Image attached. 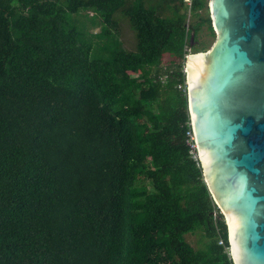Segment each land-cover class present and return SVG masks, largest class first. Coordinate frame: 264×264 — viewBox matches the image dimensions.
Listing matches in <instances>:
<instances>
[{"label": "trees", "instance_id": "trees-1", "mask_svg": "<svg viewBox=\"0 0 264 264\" xmlns=\"http://www.w3.org/2000/svg\"><path fill=\"white\" fill-rule=\"evenodd\" d=\"M147 1L0 0V264H233L178 90L207 0Z\"/></svg>", "mask_w": 264, "mask_h": 264}, {"label": "water", "instance_id": "water-1", "mask_svg": "<svg viewBox=\"0 0 264 264\" xmlns=\"http://www.w3.org/2000/svg\"><path fill=\"white\" fill-rule=\"evenodd\" d=\"M208 9L214 41L185 61L197 161L233 264H264V0Z\"/></svg>", "mask_w": 264, "mask_h": 264}, {"label": "rangeland", "instance_id": "rangeland-1", "mask_svg": "<svg viewBox=\"0 0 264 264\" xmlns=\"http://www.w3.org/2000/svg\"><path fill=\"white\" fill-rule=\"evenodd\" d=\"M192 0H183V2L189 6L191 4ZM150 2V1H147ZM160 2V0H152V2H150L151 4H156ZM208 2L209 0H207V5H206V9L200 10L199 11V15L200 16H209V9H208ZM147 3V4H150ZM184 13H187L185 9H183ZM168 15H170L168 13ZM114 17L116 19H118V23H119V36L120 39L122 41L123 44V48L126 50H133L135 48V43H136V39H135V32L134 30L131 28V26L129 25V22L127 20V18L121 16L118 13L114 14ZM196 20V17L187 14V24H191ZM85 23L87 24V28L90 31H97V28H93L90 24V22L85 21ZM215 36H212L209 32V30L207 29V26H202L199 30V34L197 37V42L199 43V45L201 44H205L207 48L210 47V45L213 43ZM206 48V49H207ZM177 62L178 60H175L174 57L164 54L163 58H162V67L163 65H166V67H168V65H170L172 62ZM183 63V61L181 62V64ZM141 184H144V182H142ZM146 184V182H145ZM186 241L194 248L195 251L201 250V248L203 247V243H204V239H203V234L201 232H197L195 234H189L185 237Z\"/></svg>", "mask_w": 264, "mask_h": 264}, {"label": "built area", "instance_id": "built-area-1", "mask_svg": "<svg viewBox=\"0 0 264 264\" xmlns=\"http://www.w3.org/2000/svg\"><path fill=\"white\" fill-rule=\"evenodd\" d=\"M190 6V5H189ZM189 53V50H186L185 54H184V60H183V63H182V67H181V72L184 74V77H185V61H186V54ZM178 90H180L182 93H186V85L185 86H179L178 87ZM189 126H190V129L189 131L186 132V136H187V139H186V144L189 146V153L190 155L192 156V158L194 160H197V154H196V149H195V143H194V137H193V132H192V128H191V122H190V119H189ZM218 210V209H217ZM219 211V210H218ZM220 213V212H219ZM216 214L217 212H214L213 214V217L215 218L216 217ZM218 243L220 245L223 244L222 240H219ZM226 253L229 254V248L226 247Z\"/></svg>", "mask_w": 264, "mask_h": 264}, {"label": "bare ground", "instance_id": "bare-ground-1", "mask_svg": "<svg viewBox=\"0 0 264 264\" xmlns=\"http://www.w3.org/2000/svg\"><path fill=\"white\" fill-rule=\"evenodd\" d=\"M187 71V70H186Z\"/></svg>", "mask_w": 264, "mask_h": 264}]
</instances>
